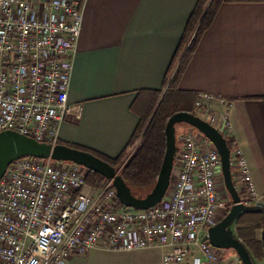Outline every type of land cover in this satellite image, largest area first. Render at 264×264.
I'll return each instance as SVG.
<instances>
[{
    "label": "built area",
    "instance_id": "built-area-1",
    "mask_svg": "<svg viewBox=\"0 0 264 264\" xmlns=\"http://www.w3.org/2000/svg\"><path fill=\"white\" fill-rule=\"evenodd\" d=\"M83 6L84 0H0V132L58 144L60 125L72 111L68 89ZM229 107L206 92L193 103L196 116L227 140L233 179L250 206L258 196L246 160L227 138ZM176 129L169 187L147 210L121 206L110 181L88 185V171L72 163L26 157L10 164L0 180V264H67L95 248L157 249L165 264L189 258L241 264L207 237L228 211L219 155L195 129Z\"/></svg>",
    "mask_w": 264,
    "mask_h": 264
},
{
    "label": "crops",
    "instance_id": "crops-1",
    "mask_svg": "<svg viewBox=\"0 0 264 264\" xmlns=\"http://www.w3.org/2000/svg\"><path fill=\"white\" fill-rule=\"evenodd\" d=\"M223 4L202 35L178 88L230 103L228 139L246 160L264 218V0ZM198 0H84L68 89L72 111L58 144L113 159L129 150L139 114L164 81ZM171 77V76H169ZM137 105V109L134 108ZM218 112L222 111L216 105ZM241 192L242 186L236 183ZM233 233L236 236L234 225ZM262 230L256 235L260 240ZM161 250L100 248L67 264H165ZM227 258L235 254L227 253ZM264 264V257L254 260ZM182 264H193L191 258Z\"/></svg>",
    "mask_w": 264,
    "mask_h": 264
},
{
    "label": "water",
    "instance_id": "water-1",
    "mask_svg": "<svg viewBox=\"0 0 264 264\" xmlns=\"http://www.w3.org/2000/svg\"><path fill=\"white\" fill-rule=\"evenodd\" d=\"M178 125H187L202 134L220 158L223 186L229 196V209L216 225L208 229L209 244L217 249L232 251L241 264H255L244 244L235 237L232 226L243 213H261L262 210L258 205L247 206L242 203L232 177L231 151L227 140L207 122L190 113L178 112L167 120L164 129L165 153L159 175L151 191L143 198L134 196L117 169L95 155L66 145L52 146L38 142L10 130L0 132V180L10 164L26 157L72 163L110 181L121 206L134 210H147L162 200L169 187L177 153L176 126ZM260 241L264 252V229L261 231Z\"/></svg>",
    "mask_w": 264,
    "mask_h": 264
},
{
    "label": "trees",
    "instance_id": "trees-1",
    "mask_svg": "<svg viewBox=\"0 0 264 264\" xmlns=\"http://www.w3.org/2000/svg\"><path fill=\"white\" fill-rule=\"evenodd\" d=\"M230 2L234 1L198 0L172 59L170 71H168L164 81V91L151 93L152 95L143 112L138 113L139 124L128 143V148L134 146L137 141L139 142L131 154L127 156L125 150L118 157L109 159L83 150L95 155L114 168H118L123 159L126 158L119 174L136 197L143 198L151 191L157 181L165 153L164 129L169 117L178 112L196 115L193 108L196 94L180 90L178 88L179 82L202 35L210 28L219 8ZM134 108L137 109V105ZM85 181L88 185L96 187H101L106 182L102 176L91 171H88ZM233 181L236 185L234 179ZM234 229L237 238L244 244L253 260L262 259L264 252L261 241L256 235L257 230L264 229V218L261 213H243L235 222Z\"/></svg>",
    "mask_w": 264,
    "mask_h": 264
},
{
    "label": "rangeland",
    "instance_id": "rangeland-1",
    "mask_svg": "<svg viewBox=\"0 0 264 264\" xmlns=\"http://www.w3.org/2000/svg\"><path fill=\"white\" fill-rule=\"evenodd\" d=\"M180 127H186V125H178V129H179ZM176 134H177V129H176ZM138 142H139V141H137V142L134 144V146H132L131 148H129V150L126 152V155L128 154L127 156H129V155L131 154L132 150L136 147V145L138 144ZM125 162H126V158L123 159V162L119 165L118 168L121 169L122 166H123V164H124ZM118 168H116V169L119 170ZM87 174H88V172L86 173V176H87ZM222 195L225 196L224 199H225V201L227 200V201H228V204H229V196L227 195L225 189L222 190ZM228 253H232V251H228Z\"/></svg>",
    "mask_w": 264,
    "mask_h": 264
},
{
    "label": "flooded vegetation",
    "instance_id": "flooded-vegetation-1",
    "mask_svg": "<svg viewBox=\"0 0 264 264\" xmlns=\"http://www.w3.org/2000/svg\"><path fill=\"white\" fill-rule=\"evenodd\" d=\"M228 209H229V204H228Z\"/></svg>",
    "mask_w": 264,
    "mask_h": 264
}]
</instances>
